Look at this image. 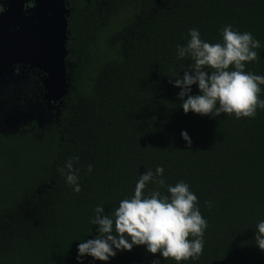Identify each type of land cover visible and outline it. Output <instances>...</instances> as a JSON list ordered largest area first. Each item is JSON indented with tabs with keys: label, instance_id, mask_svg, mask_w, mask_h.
Returning a JSON list of instances; mask_svg holds the SVG:
<instances>
[{
	"label": "trees",
	"instance_id": "1",
	"mask_svg": "<svg viewBox=\"0 0 264 264\" xmlns=\"http://www.w3.org/2000/svg\"><path fill=\"white\" fill-rule=\"evenodd\" d=\"M68 3L70 85L59 116L42 128L0 133V264H176L144 245L116 250L108 261L77 259L78 245L99 235L95 208L111 214L157 167L166 185L190 186L208 223L203 254L181 264H264L255 243L264 221V110L241 119L186 114L174 84L191 63L177 59L189 30L218 43L226 25L260 41L259 59L245 71L264 75V0ZM112 19L121 23L105 33ZM70 157H79V193L58 171ZM154 190L170 195L153 183L144 195Z\"/></svg>",
	"mask_w": 264,
	"mask_h": 264
},
{
	"label": "clouds",
	"instance_id": "2",
	"mask_svg": "<svg viewBox=\"0 0 264 264\" xmlns=\"http://www.w3.org/2000/svg\"><path fill=\"white\" fill-rule=\"evenodd\" d=\"M221 34L222 42L209 43L201 39L198 29H190L187 44L177 45V59L191 61L183 77L174 80L175 86L182 89L178 94L183 101L182 108L186 114L255 118L258 108L264 110V100L260 99L264 75L245 69L247 63L258 61L256 49L261 47L260 41L250 32L233 30L231 25L223 27ZM192 85H198L202 94L192 95ZM182 136L191 144L186 131ZM78 160L79 157H70L65 166L58 169L76 193L81 191L79 170L74 167V161ZM91 171L89 165L88 172ZM163 173V167H157L155 172L147 170L136 183L134 196L121 200L111 214H104L103 207L95 208L91 223L99 226V235L78 245V260L90 255L96 260L108 261L117 254L116 250L131 251L133 246L140 245L176 264L198 259L203 254L208 223L197 206L198 197L184 181L175 186L166 185ZM150 183L158 188L166 187L170 195L154 190L145 196ZM206 203L211 208V202ZM255 243L264 251V221L257 225Z\"/></svg>",
	"mask_w": 264,
	"mask_h": 264
},
{
	"label": "water",
	"instance_id": "3",
	"mask_svg": "<svg viewBox=\"0 0 264 264\" xmlns=\"http://www.w3.org/2000/svg\"><path fill=\"white\" fill-rule=\"evenodd\" d=\"M11 1L0 15V87L10 79L9 68L20 62L43 70L49 97L63 99L70 85L66 63L68 4L65 0H32L34 6L26 16L22 0Z\"/></svg>",
	"mask_w": 264,
	"mask_h": 264
},
{
	"label": "flooded vegetation",
	"instance_id": "4",
	"mask_svg": "<svg viewBox=\"0 0 264 264\" xmlns=\"http://www.w3.org/2000/svg\"><path fill=\"white\" fill-rule=\"evenodd\" d=\"M65 2L70 9L68 0ZM11 3V0H0V15L8 10ZM33 6L32 0H22V12L26 16ZM9 71V81L0 87V133L35 125L42 128L47 122L55 121L61 111L62 98L54 100L49 97L46 73L20 62H15Z\"/></svg>",
	"mask_w": 264,
	"mask_h": 264
},
{
	"label": "rangeland",
	"instance_id": "5",
	"mask_svg": "<svg viewBox=\"0 0 264 264\" xmlns=\"http://www.w3.org/2000/svg\"><path fill=\"white\" fill-rule=\"evenodd\" d=\"M122 17L124 18V16L122 15ZM121 23V20H118V21H114L113 19H112V21H111V23H109L108 25H107V27L105 28V33H108V32H111V31H113L116 27H117V25L118 24H120Z\"/></svg>",
	"mask_w": 264,
	"mask_h": 264
}]
</instances>
